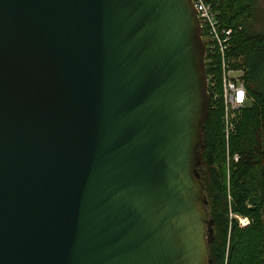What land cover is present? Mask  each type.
Instances as JSON below:
<instances>
[{
  "label": "water",
  "instance_id": "95a60500",
  "mask_svg": "<svg viewBox=\"0 0 264 264\" xmlns=\"http://www.w3.org/2000/svg\"><path fill=\"white\" fill-rule=\"evenodd\" d=\"M191 0H0V264H213Z\"/></svg>",
  "mask_w": 264,
  "mask_h": 264
},
{
  "label": "trees",
  "instance_id": "16d2710c",
  "mask_svg": "<svg viewBox=\"0 0 264 264\" xmlns=\"http://www.w3.org/2000/svg\"><path fill=\"white\" fill-rule=\"evenodd\" d=\"M208 2L233 32L226 55L231 67L245 72L248 100L230 121L228 140L223 107L209 100L198 172L214 223L210 258L213 264H264V21L255 16L258 0ZM236 217L249 224L240 228Z\"/></svg>",
  "mask_w": 264,
  "mask_h": 264
},
{
  "label": "built area",
  "instance_id": "2783aa9c",
  "mask_svg": "<svg viewBox=\"0 0 264 264\" xmlns=\"http://www.w3.org/2000/svg\"><path fill=\"white\" fill-rule=\"evenodd\" d=\"M197 11L200 24V33L205 45L204 64L208 69L207 90L213 103L220 102L223 107L222 122L226 140L230 121L234 119L236 112L247 105V93L243 82L244 71L231 67L233 62L228 59L232 30L223 26L219 13L214 12L208 0H191ZM217 78L220 79V91L216 90ZM228 154V152H227ZM238 161V155L232 157ZM229 161V158H227ZM242 225V220H240Z\"/></svg>",
  "mask_w": 264,
  "mask_h": 264
},
{
  "label": "rangeland",
  "instance_id": "374dc122",
  "mask_svg": "<svg viewBox=\"0 0 264 264\" xmlns=\"http://www.w3.org/2000/svg\"><path fill=\"white\" fill-rule=\"evenodd\" d=\"M255 16L256 17L259 16L260 21H264V0H258ZM236 218L239 221L238 224L240 228H245L249 224V220L247 218H239V217ZM240 220H242V225L240 224Z\"/></svg>",
  "mask_w": 264,
  "mask_h": 264
}]
</instances>
